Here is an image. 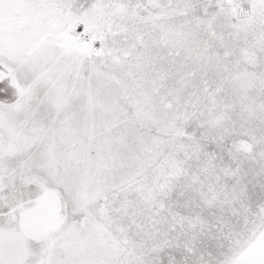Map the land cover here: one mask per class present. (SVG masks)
Instances as JSON below:
<instances>
[{"label": "snow or ice", "instance_id": "6c2138e0", "mask_svg": "<svg viewBox=\"0 0 264 264\" xmlns=\"http://www.w3.org/2000/svg\"><path fill=\"white\" fill-rule=\"evenodd\" d=\"M0 264H264V0H0Z\"/></svg>", "mask_w": 264, "mask_h": 264}]
</instances>
